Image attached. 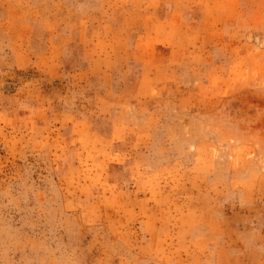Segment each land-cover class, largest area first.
Listing matches in <instances>:
<instances>
[{"label":"rangeland","instance_id":"obj_1","mask_svg":"<svg viewBox=\"0 0 264 264\" xmlns=\"http://www.w3.org/2000/svg\"><path fill=\"white\" fill-rule=\"evenodd\" d=\"M0 264H264V0H0Z\"/></svg>","mask_w":264,"mask_h":264}]
</instances>
